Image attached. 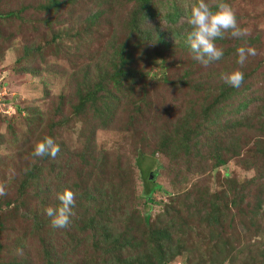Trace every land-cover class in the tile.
Masks as SVG:
<instances>
[{"label": "rangeland", "instance_id": "obj_1", "mask_svg": "<svg viewBox=\"0 0 264 264\" xmlns=\"http://www.w3.org/2000/svg\"><path fill=\"white\" fill-rule=\"evenodd\" d=\"M64 1L59 9L46 13L38 7L48 0H0L1 14L20 12L17 17L0 19V184L5 185L7 192L0 197V216L5 217L0 234L3 245L0 264H8L15 256L26 257L30 264H41L39 241L31 233L27 210L39 207L43 200L52 202L58 189L62 192L68 188L78 199L89 193L95 184L102 185L104 191L120 187L121 197L129 202L130 210L137 211L140 217L149 215L147 232L162 228L167 221H178L172 218L173 211L179 209L180 220L187 221L192 231L184 236L191 248L188 257L183 253L170 264H198L199 261L211 264L210 259L220 263L222 256L217 257L214 252L217 232L198 222L196 208L201 209L202 203L198 206L196 203L204 199L205 193L209 197L220 191L221 184L227 185V180L235 181L231 185L236 190L239 185L244 202L240 204L233 191L228 192L227 223L222 236L229 241L236 256L231 263L226 259L223 264H264L261 255L264 249V162L256 151V142L259 141L262 148L264 139L259 132L246 128L217 131L215 138H208L202 148H191L188 153L174 156L169 146L161 147L175 123L188 122L193 126L197 121L188 113L190 109L199 110L201 98L189 90L190 86L197 85L203 91V98L211 94L210 100L220 84L207 88L219 80L225 83L221 75L210 83L204 76L213 66L202 65V69L193 71L205 73L194 72L190 85H185L177 79L188 64L179 59L171 43L164 47L141 41L145 49L135 67L139 72L141 69L143 83L137 81L139 86L131 85V93L114 94L119 98L114 104L107 100L88 103L75 117V90L88 88L97 80L95 65L104 56L108 36L127 25L133 2ZM226 3L235 12L239 26L248 30V35L233 38L225 33L227 43L223 50L228 55L214 67L219 70L218 74L222 67L226 70L224 75L236 70L247 74L244 83H252L254 88L260 86L258 95L264 98V0H226ZM95 13L102 14L95 24L89 25L88 17ZM155 22L149 21L147 26L152 27ZM125 31L126 28L120 33L125 34ZM58 32L61 38L51 42L52 33ZM228 43L253 47L257 54L249 56L241 66L237 63V49L230 52L226 48ZM34 47H40V54L33 53ZM163 74L169 81L167 84L160 83ZM84 75L86 78L82 79ZM197 81L200 84H195ZM61 117L67 122L53 129L60 152L55 159L50 157L48 162L42 163L41 158L31 154L34 145L47 136L51 124L59 122ZM233 136L239 139L240 155L232 158L230 151L221 150L219 152L229 155V159L226 165L212 169L215 160L209 146L234 149ZM141 156V166L147 175L152 179L155 173L151 186L160 187L155 190L152 202L141 196L144 183L135 164ZM52 163L57 169L55 173ZM36 164L43 166L40 197L27 188L21 198L20 183L25 172ZM187 195L190 199L184 201ZM233 195L234 204L230 201ZM80 203L77 201L75 207ZM169 203L173 205L166 214L164 206ZM207 210L209 208L205 207L202 212ZM80 245L82 247L74 253L79 258L91 252L88 242Z\"/></svg>", "mask_w": 264, "mask_h": 264}, {"label": "trees", "instance_id": "obj_2", "mask_svg": "<svg viewBox=\"0 0 264 264\" xmlns=\"http://www.w3.org/2000/svg\"><path fill=\"white\" fill-rule=\"evenodd\" d=\"M131 2H133V5L131 10H129L127 25L112 31L108 36V47L103 52L104 56L95 65V71L98 72L97 80L88 85V88L75 90V93H77V97H75L77 102L73 107L75 117L83 111V107L88 103L107 100V103L111 102L114 104L119 101L118 95L114 94L121 92L131 93V85L139 86L137 81L142 80L140 76L141 69H139V72L135 66L139 55L145 49L141 41L153 42L164 47H168L170 42L171 49L177 53L179 59L188 64V68L183 69L182 75L177 79V81H181L185 85H190L189 81H191V75L194 72H198L200 75L204 72L203 70L193 71L195 68L202 69V65L193 59L187 36L190 29L186 20L184 19L182 23L179 22L181 18L186 17V14H188L187 8H190L191 4L195 3L196 0H132ZM213 2H219V0H213ZM223 2L226 3V0H223ZM65 3L66 1L64 0H48L47 4L40 5L38 8L46 13H52ZM19 14L20 12L10 11L0 13V19L17 17ZM100 14L102 13L90 15L88 17L89 25L95 24ZM149 21H156L155 25L148 27L147 22ZM124 28H126L125 34L120 33ZM84 29L90 28L84 27ZM61 36L62 34L59 32L52 33L50 41L56 42ZM214 43L217 47L224 49L227 41L224 38H217ZM239 46L236 43L234 45L228 43L226 48L230 52H234ZM28 50L29 48H26V51ZM40 51V47L33 48V53L40 54ZM223 52L222 59L213 62V67L207 70L204 76V78L210 80V83L214 77H220L226 71L222 67L221 73L218 74L219 70L214 67L228 55L226 51L223 50ZM245 76L247 74H244ZM84 78H86L85 75L82 79ZM160 81H162L160 82L161 84L169 82L165 74L161 75ZM216 83H218L217 85L220 84L218 92L210 100L208 96L211 94H205L203 98V91L198 89L197 85L190 86L189 90H192L201 98L199 110L190 109L188 113V116L191 115L197 121L193 126L188 122L182 125L175 123L172 128L173 131L164 137L161 147L167 149L169 146L171 152L174 153L172 156L177 153H188L191 148H202V146L207 144L205 142L208 138H215L217 135L215 132H229L232 128H246L257 131L261 138L264 139V98L258 95L260 86L254 88L252 83H243L239 89H236L226 83H221L219 80L211 83L213 85L207 89L214 87ZM195 84H200V81ZM246 90H249L248 94L245 93L240 97ZM66 122L67 119L64 117H61L59 122H53L49 127L47 136L55 140L54 127L63 126ZM211 126L216 127L211 128ZM206 135L211 136L207 137ZM233 141L236 147L234 146V149L230 150L225 147L220 149L215 146L211 149L208 145L215 160L212 169L226 165L229 159V155L224 156L219 151H230L232 158L240 155L241 145L239 139L233 136ZM261 142L263 143V141ZM256 146V151L260 152L258 158H262L260 161L264 162V143L261 148L259 141H257ZM142 157H138L135 163L140 169L144 183L141 196L145 201L152 202L155 190L160 187L157 185L151 186L155 173L152 174V179L147 175L141 166ZM41 159L43 160L42 163H46L50 157L45 156ZM42 170L43 166L36 164L25 172L19 187L21 198L25 195L26 191L24 190L27 188L31 189L33 195L40 197L39 194L43 190L39 185ZM52 170L54 173L57 170L54 163H52ZM226 176L227 174L224 176L225 180H227ZM80 177L82 178V176ZM228 183L231 185L235 181L227 180L226 184L228 185ZM227 185L221 184V190L215 192L212 196L208 197L205 193L203 195L204 199L197 200L198 203H196V206L202 203L201 209L196 208L198 222L217 232V241L214 245L216 251L214 252L217 257L218 255L222 256V261L216 263L214 259H210L209 262L211 264H223L226 259L231 263L236 256L229 241L222 236L227 223L226 217L229 207L227 195L232 190L233 194L241 201L240 204L244 202V196L241 194L242 190H238L239 185L237 190L233 185H228L229 188ZM92 187L93 189L89 193H85L82 197L75 199V203L79 200L81 203L77 208L74 206V215L70 217V222L66 228H52L50 226V218L44 213L46 206L56 207L59 205L60 202L57 197L52 202L43 200L39 207L27 210L31 233L39 241L38 255L41 258V264H170L175 258L181 257L183 253H187L188 257L191 247H189V243L184 236L191 229H189L190 226L187 221L180 220L179 209L173 211L172 218L173 220L178 218V221H167V224H163L162 228L147 232L145 229L149 222V215L144 214L140 217L137 211L130 210L129 202L121 197L120 187H113L106 191L102 189V185L96 186L95 184ZM59 192L60 190L58 189L56 193ZM234 195L230 200L233 204L235 202ZM189 199L190 196L187 195L184 201ZM20 204H23L22 199ZM172 205V203L165 204L164 212L166 214L169 212V208H172ZM205 207H208L209 210L202 212ZM81 210L82 212L80 213ZM4 221L5 217L3 215L0 216V234ZM83 242L89 243L91 252H86L82 255L83 257H76L74 253L82 247L80 244ZM72 243L75 244L71 246ZM261 251H263L261 255L264 257V249ZM2 252L3 245L0 242V256ZM30 263L26 257L19 258L15 256L8 264ZM198 264H200V261Z\"/></svg>", "mask_w": 264, "mask_h": 264}, {"label": "clouds", "instance_id": "obj_3", "mask_svg": "<svg viewBox=\"0 0 264 264\" xmlns=\"http://www.w3.org/2000/svg\"><path fill=\"white\" fill-rule=\"evenodd\" d=\"M187 13L185 20L190 29L187 36L193 59L205 67L223 57V49L214 43L217 38H224L225 33H229L233 38L248 35V30L239 26L232 7L223 0L215 3L213 0H196L190 8H187ZM256 54V49L253 47H239L237 63L243 66L249 56ZM221 79L230 87L239 89L244 83V73L236 70L227 75L222 74ZM59 152L60 146L53 138L45 136L35 143L31 154L34 157L49 156L55 159ZM5 195H7L5 185L0 184V197ZM57 199L60 202L59 205L56 207L46 206L44 213L50 218L52 228L63 229L68 226L70 217L74 215L75 193L65 188L62 192L57 193Z\"/></svg>", "mask_w": 264, "mask_h": 264}]
</instances>
